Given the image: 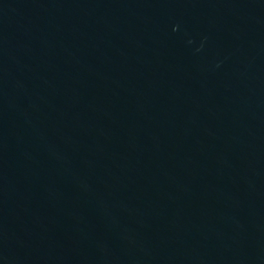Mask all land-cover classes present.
<instances>
[{
	"label": "water",
	"instance_id": "obj_1",
	"mask_svg": "<svg viewBox=\"0 0 264 264\" xmlns=\"http://www.w3.org/2000/svg\"><path fill=\"white\" fill-rule=\"evenodd\" d=\"M0 264H264V0H0Z\"/></svg>",
	"mask_w": 264,
	"mask_h": 264
}]
</instances>
